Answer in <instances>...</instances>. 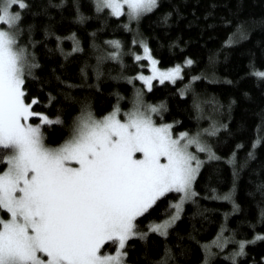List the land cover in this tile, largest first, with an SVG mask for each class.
I'll list each match as a JSON object with an SVG mask.
<instances>
[{
  "label": "trees",
  "instance_id": "obj_1",
  "mask_svg": "<svg viewBox=\"0 0 264 264\" xmlns=\"http://www.w3.org/2000/svg\"><path fill=\"white\" fill-rule=\"evenodd\" d=\"M25 2L17 40L39 67L25 76L24 98L38 101L33 112L63 121L48 126L31 118L48 145L63 143L82 112L103 118L117 107L131 110L139 93L144 105L164 106L152 114L155 123L199 134L219 157L201 154L197 195L167 237L150 226L170 218L179 194L136 221L147 238L127 242L125 264H233L239 242L264 236V78L254 74L264 72V0H158L138 20L97 11L96 0ZM144 44L161 68L180 66L182 79L154 81L148 91L137 77L149 62L135 58ZM244 252L235 264H264V240Z\"/></svg>",
  "mask_w": 264,
  "mask_h": 264
},
{
  "label": "snow or ice",
  "instance_id": "obj_2",
  "mask_svg": "<svg viewBox=\"0 0 264 264\" xmlns=\"http://www.w3.org/2000/svg\"><path fill=\"white\" fill-rule=\"evenodd\" d=\"M96 5L97 11L109 9L112 16L138 20L158 0H96ZM28 7L25 0H0V164L6 166L0 172V211L8 214V219L0 218V264H125L127 242L147 238L137 231L140 217L169 193L181 194L170 205L175 209L170 218L150 226L151 232L167 237L185 202L197 195L193 186L204 162L189 148L196 145L209 160L219 157L199 134L174 138L172 125H157L152 114L164 106L144 105L139 93L124 119L119 107L99 119L84 111L64 143L46 145L41 125L30 119L38 117L48 126L63 121L33 112L38 101L24 99L25 76L39 67L17 46L20 10ZM79 50L77 42L74 51ZM135 58L150 63L152 74L137 77L148 91L153 81L182 79L180 66L161 71L146 45L144 55ZM254 74L264 78V72ZM260 240L264 236L239 242L233 264L246 254L247 244ZM215 243L223 248L227 242ZM106 244L115 246L114 254L102 253Z\"/></svg>",
  "mask_w": 264,
  "mask_h": 264
},
{
  "label": "rangeland",
  "instance_id": "obj_3",
  "mask_svg": "<svg viewBox=\"0 0 264 264\" xmlns=\"http://www.w3.org/2000/svg\"><path fill=\"white\" fill-rule=\"evenodd\" d=\"M17 9H13V11H16ZM130 19V18H129ZM131 20H134V19H131ZM0 27H2V26H0ZM18 41V40H17ZM146 44H144L143 46H145ZM17 46L18 47H20L19 46V44H17ZM21 48V47H20ZM149 49V48H148ZM143 50H144V48H143ZM150 51V50H149ZM150 54H151V52H150ZM144 55V52H143V54H142V56ZM151 56H152V54H151ZM152 58H154L153 56H152ZM155 59V58H154ZM29 60V59H28ZM149 62V61H148ZM157 67L161 70V71H166V70H169V69H172V68H169V69H163V68H161L160 66H159V64H157ZM152 73H151V66H150V63H149V71L146 73V74H144V73H142V74H140V75H144V76H150ZM139 75V76H140ZM154 82V81H153ZM146 87V86H145ZM146 89H147V87H146ZM25 99V98H24ZM25 102H26V100H25ZM26 103H28V102H26ZM120 109V108H119ZM133 109H131V110H122V109H120V118L121 119H124L125 118V115L128 113V112H130V111H132ZM99 119V118H98ZM153 119V118H152ZM29 123H31V119H30V121H29ZM31 124H33L34 126L35 125H38V124H34V123H31ZM157 124V123H156ZM157 125H165V124H157ZM168 125V124H167ZM42 130V129H41ZM171 131H172V135H173V137L174 138H177V137H179L182 133H188V132H180V133H175L174 131H173V128L171 129ZM71 135V134H70ZM188 135L190 136V137H196L197 135H194V134H190V133H188ZM70 137V136H69ZM68 137V138H69ZM67 138V139H68ZM198 138H199V140L201 141V143L202 144H204V145H206L207 146V141L204 139V138H201L200 136H198ZM66 139V140H67ZM45 143H46V145H48L47 144V142L45 141ZM64 143V142H63ZM62 144V143H61ZM60 144V145H61ZM48 146H50V145H48ZM59 146V145H58ZM50 147H57V146H50ZM189 151L190 152H192L194 155H196L197 157H198V159L199 160H201V161H203L204 162V160L202 159V156H201V154L202 153H206V152H199L198 151V148H197V146L196 145H192L190 148H189ZM5 170H6V168H5ZM180 195L181 194H179V198H180ZM178 202H179V200H178ZM7 214V213H6ZM0 218H3V219H8V214H7V216H5L4 215V212L3 211H0ZM102 251V253H104V252H107L108 254H114L115 253V251H116V248H115V246H112V245H110L109 246V248L108 249H102L101 250Z\"/></svg>",
  "mask_w": 264,
  "mask_h": 264
}]
</instances>
